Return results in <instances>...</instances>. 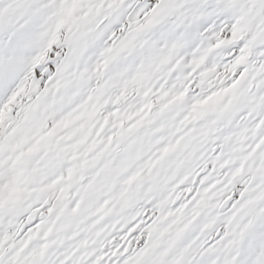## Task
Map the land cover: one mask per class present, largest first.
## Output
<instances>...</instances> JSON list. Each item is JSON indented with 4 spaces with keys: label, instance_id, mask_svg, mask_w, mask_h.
<instances>
[{
    "label": "snow or ice",
    "instance_id": "snow-or-ice-1",
    "mask_svg": "<svg viewBox=\"0 0 264 264\" xmlns=\"http://www.w3.org/2000/svg\"><path fill=\"white\" fill-rule=\"evenodd\" d=\"M0 264H264V0H0Z\"/></svg>",
    "mask_w": 264,
    "mask_h": 264
}]
</instances>
